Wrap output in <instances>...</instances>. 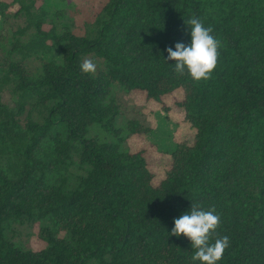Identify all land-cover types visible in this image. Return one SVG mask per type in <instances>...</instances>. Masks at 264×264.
Listing matches in <instances>:
<instances>
[{
  "label": "trees",
  "instance_id": "1",
  "mask_svg": "<svg viewBox=\"0 0 264 264\" xmlns=\"http://www.w3.org/2000/svg\"><path fill=\"white\" fill-rule=\"evenodd\" d=\"M73 4L0 0V264H194L190 240L170 235L193 203L221 216L218 264H264V0H104L80 22ZM193 16L222 43L199 84L166 61ZM115 82L158 100L181 88L194 135L157 182L143 149L121 147ZM95 123L117 140L89 134ZM40 219L39 246L8 234Z\"/></svg>",
  "mask_w": 264,
  "mask_h": 264
},
{
  "label": "rangeland",
  "instance_id": "2",
  "mask_svg": "<svg viewBox=\"0 0 264 264\" xmlns=\"http://www.w3.org/2000/svg\"><path fill=\"white\" fill-rule=\"evenodd\" d=\"M74 2V7L79 9L76 14L77 22L83 19V14L91 7L98 9L104 0H69ZM178 88L174 93L163 96L160 100L149 98L141 88L127 89L118 82L113 84L112 95L121 101L120 112L115 119L116 127H124L123 134L127 139L121 147L132 151L143 149L150 168L154 172V181H159L170 163V153L177 141L191 140L194 130L189 122L184 119V113L174 103V99L180 97ZM173 101V105H172ZM165 105L169 107L166 111ZM176 105V106H175ZM139 119L150 127L147 132L128 134L126 124L129 120ZM97 134L102 140L115 141L116 134L113 130H107L103 125L95 123L89 134ZM47 219H40L34 224L26 221L14 220L9 222L8 234L14 241L23 246H39L37 233L41 226L47 225ZM44 242V241H43Z\"/></svg>",
  "mask_w": 264,
  "mask_h": 264
},
{
  "label": "clouds",
  "instance_id": "3",
  "mask_svg": "<svg viewBox=\"0 0 264 264\" xmlns=\"http://www.w3.org/2000/svg\"><path fill=\"white\" fill-rule=\"evenodd\" d=\"M190 28L191 43L177 42L175 50L167 48L166 61H174L178 75L187 74L195 83L210 81L218 67L222 43L213 35V28L206 27L197 17L186 21ZM80 69L84 74L94 75L97 64L85 58ZM221 226V216L215 207L205 210L197 203H193L191 211L174 220V227L170 235L185 237L191 242L194 254L191 259L199 264H218L230 247V238L220 236L217 232Z\"/></svg>",
  "mask_w": 264,
  "mask_h": 264
}]
</instances>
